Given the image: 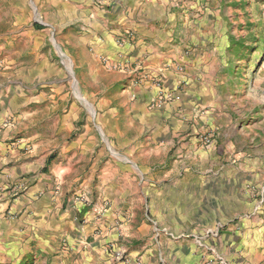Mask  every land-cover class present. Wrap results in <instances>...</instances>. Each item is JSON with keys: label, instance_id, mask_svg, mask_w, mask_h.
Here are the masks:
<instances>
[{"label": "rangeland", "instance_id": "1", "mask_svg": "<svg viewBox=\"0 0 264 264\" xmlns=\"http://www.w3.org/2000/svg\"><path fill=\"white\" fill-rule=\"evenodd\" d=\"M224 1L225 31L215 30L208 66L191 75L199 82L192 88L196 96L187 99L186 114L193 116L152 159L139 150L134 159L128 155L142 138L129 142L128 134L122 139L106 134L110 125L105 124L112 121L108 111L114 106L101 103L110 91L103 87L106 76L98 75L99 81L82 87L76 61L51 32L59 19L57 5L22 0L24 8L16 11L14 1H0V41L36 32L35 54L44 64V72L33 71L29 80L30 73H23L15 99L21 111H37L36 117L34 112L26 118L11 116V97L6 96L10 84L0 90V132H9L3 142L11 146L0 148V264H89V259H96L94 264H102L101 259L129 264H264V0ZM67 5L66 19H73L74 7L82 14L87 8L76 0H67ZM24 60L29 65L33 57ZM7 78L11 76H0V83ZM157 88L158 102L172 99L170 92ZM199 115L207 116L199 120ZM86 123L94 124L97 133L91 156L89 152L85 163L76 158L65 177L47 178L44 186L46 175L41 173L66 165L64 149ZM60 124L63 129L57 133ZM21 140L25 145L19 146ZM14 148L18 152L10 151ZM99 150L105 153L99 165L88 169ZM106 162L111 167L129 164L134 171L131 185L113 180L114 189L124 186L129 194L111 196L114 208L101 226L104 220L97 218L102 211L91 220L88 213L101 204L95 189ZM90 173L94 178L87 188L92 197L85 193ZM76 191L86 194L84 203L90 202L80 211L69 202ZM32 202L50 206L44 222L37 223L40 215H33ZM81 234L87 235L85 242L79 241ZM97 234L103 239L113 235V244L93 246Z\"/></svg>", "mask_w": 264, "mask_h": 264}, {"label": "crops", "instance_id": "2", "mask_svg": "<svg viewBox=\"0 0 264 264\" xmlns=\"http://www.w3.org/2000/svg\"><path fill=\"white\" fill-rule=\"evenodd\" d=\"M11 1H14L12 6L16 11L24 8L22 0ZM49 1L54 6L57 5L59 17L58 23L51 21V24L54 23L51 32L57 33V37L65 43L66 54L68 53L76 61L82 87L88 86V81L92 83L99 81L100 76L98 75L106 76V84L103 87L110 91L105 98H102L101 103H114L108 111L112 121L105 124L110 125L109 130L106 128V134L115 135L117 139H122L128 134L130 139L127 141L129 142L138 137L142 138L143 142L139 144L135 142V148L131 146L128 155L134 159L136 151H140L146 159L154 158V154L164 148L161 145L170 138V135H173L182 123L187 122L186 118L193 116L192 112L190 115L186 114L187 99H193L196 96L197 92L192 88L199 82L191 75L208 66L206 56L211 54L210 41L214 37L215 30L217 29L219 34L225 31L224 27L227 23L225 1L76 0L87 4V8L84 10L85 14H82V9L74 7L73 19L71 17L66 19L67 0ZM2 19L3 17L0 16V21ZM18 22L19 15L15 14V31H18ZM77 24H80L79 29L73 32V27L76 28ZM38 39L37 33L30 31L28 35L20 38L15 36L10 41H0V76H11V79L7 78L6 82L0 83V90L3 91L4 84H10L9 93L6 94L11 97L7 108L11 116L15 113V118L20 116L26 118L33 112L35 117L37 116V111H21L18 100L15 99H18L19 90L17 89L18 85L23 82V73H30L26 77L29 80L32 78L33 71L44 72V64L37 62V53L35 54L34 49L38 45ZM8 44L9 49L3 47ZM31 57L33 61L26 65L24 59L28 62V58ZM157 85L161 86L163 91L170 92L172 99L158 102ZM195 101L190 102V106ZM46 108L49 110L48 107ZM2 109H4L3 106ZM206 116L199 115L198 118L202 120ZM66 117L67 115L64 116V121ZM93 125L92 123L84 125L78 137L74 138V141H71L64 149L67 150L65 154L68 157L65 166H53L48 173H41L46 175L43 178L44 186L47 178L50 180L52 177L59 179L65 177L76 158L83 163L87 161V154L90 152L89 157L91 156L95 148V140L97 141V133ZM193 127L192 124L191 128ZM62 129L63 125L60 124L57 133H61ZM8 133L7 130L0 132V148L9 149L11 147L3 142L8 137ZM20 142L19 146L25 145L23 140ZM100 150L94 156L88 169L99 165L100 158L105 154ZM10 151L18 152V149L14 148ZM111 166L109 162L103 166L99 186L95 189L98 192L96 193L98 203H101L97 206L98 211L95 209L93 212H87L88 219L91 220L102 211L103 215L97 218L104 220L101 226L108 221L105 215L113 211L111 196L118 193L119 198H125L129 194L130 189H125L124 186L114 189L115 177L123 181L125 185L132 183L134 171H132V165ZM121 172L124 175L120 176ZM87 178L84 180L86 188L87 184L92 183L94 173H90ZM46 187L50 188V185ZM85 193L92 197V190L89 188L85 189ZM85 193L76 191L69 200L71 207L80 211L81 208L88 206L90 202L84 203L87 199ZM79 194L85 199L79 200V197H75ZM27 198L31 201L33 196ZM107 204L109 206L103 210V206ZM31 206L34 208L33 215H40L37 223L44 222V216L48 217V213L44 214V211L50 206L41 208L36 206L35 202H32ZM72 212L76 215L75 211ZM65 226L64 222L63 227ZM96 226V224L93 225L94 228ZM101 235H94L93 239L98 238V240L94 241L93 246H98L102 242L113 244L115 239L113 235H108L107 239L99 238ZM79 237V241L87 240L86 234H81ZM158 244L162 246V241ZM160 254L162 257L163 251ZM164 258L170 262L169 255H165ZM95 260L89 259L87 263L94 264ZM101 260L102 264H129L117 259ZM129 260L132 261V259ZM142 261L143 259H140L139 263Z\"/></svg>", "mask_w": 264, "mask_h": 264}, {"label": "built area", "instance_id": "3", "mask_svg": "<svg viewBox=\"0 0 264 264\" xmlns=\"http://www.w3.org/2000/svg\"><path fill=\"white\" fill-rule=\"evenodd\" d=\"M75 197H76V198L79 197V200H84V199H85L81 194L76 195ZM84 201H85V200H84ZM124 262H125V261H124ZM125 263H128V262H125Z\"/></svg>", "mask_w": 264, "mask_h": 264}, {"label": "bare ground", "instance_id": "4", "mask_svg": "<svg viewBox=\"0 0 264 264\" xmlns=\"http://www.w3.org/2000/svg\"><path fill=\"white\" fill-rule=\"evenodd\" d=\"M79 96V95H78ZM79 98H81L80 96H79ZM82 100V99H81ZM84 101V100H83Z\"/></svg>", "mask_w": 264, "mask_h": 264}]
</instances>
